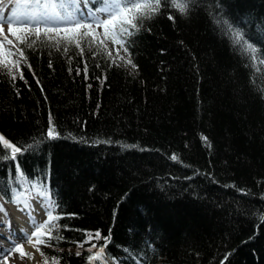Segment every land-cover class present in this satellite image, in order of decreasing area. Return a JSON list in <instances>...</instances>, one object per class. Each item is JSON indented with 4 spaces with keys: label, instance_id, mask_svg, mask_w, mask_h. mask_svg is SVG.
<instances>
[{
    "label": "trees",
    "instance_id": "1",
    "mask_svg": "<svg viewBox=\"0 0 264 264\" xmlns=\"http://www.w3.org/2000/svg\"><path fill=\"white\" fill-rule=\"evenodd\" d=\"M149 11L135 29L121 24L133 33L117 36L123 61L93 30L79 47L44 27L39 39L13 34L16 58L0 56V135L23 147L12 159L0 142V198L49 192L59 219L39 264H88L101 247L93 264H264V0Z\"/></svg>",
    "mask_w": 264,
    "mask_h": 264
},
{
    "label": "snow or ice",
    "instance_id": "2",
    "mask_svg": "<svg viewBox=\"0 0 264 264\" xmlns=\"http://www.w3.org/2000/svg\"><path fill=\"white\" fill-rule=\"evenodd\" d=\"M83 3L87 6L90 3V0H15V7L12 9L10 16L0 15V32L3 31V24L7 22L9 24V32L15 34L18 31H24L28 36L35 35L36 39L40 38L41 24L44 25V35L49 40H55V43L59 45L62 41L72 44L75 43L77 47L80 46L79 41L85 40L92 31L93 23L99 27L100 25L104 26L105 33L109 31V26L113 28L112 39L114 42L124 46L123 39H117V36H131L133 33L129 32L127 28L121 27V24L126 22L133 29L137 26L133 23V20L137 18V14L143 18V13H140L142 7H147L151 9L148 15L154 14V12L159 10L160 0H155L154 5H141L136 2V0H103L104 7L97 9L95 11L89 9L87 15L84 14V11L81 9L80 5ZM193 3V0H172V4L176 7L182 15H186L190 10V5ZM98 13H107L108 19H100ZM130 16V18H128ZM172 17H170L171 19ZM88 21H91L89 23ZM12 25H19V28L12 27ZM85 30L81 32L80 30ZM61 30L64 33H76L79 36V40H74L73 37H60ZM55 32L56 37H51L48 34ZM235 43L241 44L243 41V34L239 31L235 32ZM19 39V37H18ZM22 43H25L27 47H32V44L35 43V40L32 43H27L26 40H22ZM11 43V41H8ZM246 50L250 53H255L256 49L252 45H245ZM67 50V49H65ZM124 51L127 52V47H124ZM11 53L8 50L3 48V45L0 44V56L8 57ZM18 63V62H17ZM127 63L130 64L133 68L136 67L132 63V60L129 58ZM22 78V74H21ZM51 116H50V125H51ZM48 136L50 138H55L56 133L54 127H49ZM207 140V138H204ZM0 142L11 149V158L15 159L16 154L20 153L22 147H17L12 144L10 141L6 140L3 135H0ZM173 159H176L173 156ZM55 210V205L50 204L48 210V219L38 226L37 231L43 229L49 225L55 227L53 221L59 219V217L54 216L53 212ZM264 219V217H262ZM33 236L36 233H32ZM99 232L95 233V239H101ZM89 239H92L90 235ZM105 241L110 240V234L108 237H103ZM41 243L43 241H40ZM92 247H96L92 245ZM19 251L21 257L25 255L23 253L22 246L17 245L15 249H9L5 252L3 259L7 260L9 254L13 251ZM0 251H3V248L0 247ZM79 254V253H77ZM104 247H101L93 256L89 257L90 261L100 260L103 258ZM227 259V257H225ZM223 264V262H221Z\"/></svg>",
    "mask_w": 264,
    "mask_h": 264
},
{
    "label": "rangeland",
    "instance_id": "3",
    "mask_svg": "<svg viewBox=\"0 0 264 264\" xmlns=\"http://www.w3.org/2000/svg\"><path fill=\"white\" fill-rule=\"evenodd\" d=\"M0 7H1L0 8L1 14L6 12L7 15L9 14L11 15L12 9L15 7V0H6L3 3H0ZM98 15L100 19L102 20L109 18L107 13H98ZM88 22L91 23V21H88ZM42 26L43 24H41V27ZM12 27H15V25H12ZM92 30H93V33L105 43V45L108 47L111 53L119 61H123L127 58V54L124 51L123 46L114 42L109 31L107 34L105 33L103 25H100L99 27H97V25L93 23ZM7 39H10L13 45L11 43L6 42ZM0 44L3 45L4 49L8 50V52L11 53V56L13 57V59L16 58L17 55L14 53L15 52L14 49L15 47H18V45H17V41L13 37V33L9 32V24L7 22L3 24V31L0 32ZM37 192L38 190L36 188L32 186H27L24 190H17L14 202H7L4 199L0 198V214L4 212L5 210L7 212H11V211H14L15 208H18L19 203H20V196L26 195L28 198H31V195L34 194V196H36ZM44 192L49 196V193L46 190ZM51 204H53L52 201H51ZM47 213L48 211L44 212L45 215L43 216L42 223H44L48 219ZM45 228L40 229V231H38L39 232L38 240L35 243V248L32 249L31 251L26 248L23 240L21 239L18 240V242L11 243L9 248H7V250H9V249H15L17 245L22 246L23 253L24 254L28 253L27 254L28 256L24 257L25 255H23V257H21V253L19 251L14 250L11 254L8 255L7 260H4L3 256L5 252H7V250H5L3 251V254L0 256V264H39L40 262H43V258L41 254L39 253L37 246H38V243L42 241L43 235L46 234Z\"/></svg>",
    "mask_w": 264,
    "mask_h": 264
},
{
    "label": "bare ground",
    "instance_id": "4",
    "mask_svg": "<svg viewBox=\"0 0 264 264\" xmlns=\"http://www.w3.org/2000/svg\"><path fill=\"white\" fill-rule=\"evenodd\" d=\"M0 15L6 16L7 13H0ZM50 204V197L40 193V191L37 192L36 196L32 194L31 198L26 195L20 196L18 208L11 212L5 210L0 214V231L10 234L17 242L20 239L23 240L26 248L31 251L35 248V243L38 240L37 228L42 223L45 207H49ZM15 232L20 233L21 237L14 234ZM34 232L36 233L35 236L32 235ZM3 241L8 245L11 244L9 239L4 238Z\"/></svg>",
    "mask_w": 264,
    "mask_h": 264
},
{
    "label": "water",
    "instance_id": "5",
    "mask_svg": "<svg viewBox=\"0 0 264 264\" xmlns=\"http://www.w3.org/2000/svg\"><path fill=\"white\" fill-rule=\"evenodd\" d=\"M89 264H92V262H91V263H89Z\"/></svg>",
    "mask_w": 264,
    "mask_h": 264
}]
</instances>
